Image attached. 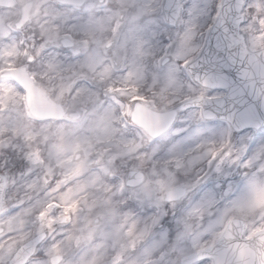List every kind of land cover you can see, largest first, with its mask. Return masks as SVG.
<instances>
[{
	"label": "snow or ice",
	"instance_id": "6c2138e0",
	"mask_svg": "<svg viewBox=\"0 0 264 264\" xmlns=\"http://www.w3.org/2000/svg\"><path fill=\"white\" fill-rule=\"evenodd\" d=\"M123 7L46 0L31 49L13 40L0 50L8 86L0 111L19 99L42 123L41 107L52 119L77 121L79 112L67 113L64 104L97 98L90 81L114 94L115 105L90 129L103 128L97 143L107 152L89 156L85 149L75 164L25 147L32 137H14L15 121L0 125V264H101L113 233L119 244L109 264H264V0ZM19 52L17 69L11 58ZM129 53L132 63L117 76ZM38 72L59 76L55 99L34 88ZM149 72L163 111L149 113L140 103ZM185 116L197 124L190 145L177 127ZM218 120L223 125L213 130L198 126ZM83 145L92 146L89 138L75 148ZM194 170L193 182L180 183L181 173ZM114 191L130 197L126 207L139 202L143 219L119 217L112 199L101 196ZM74 216L77 227L64 230ZM105 224L114 231L102 232Z\"/></svg>",
	"mask_w": 264,
	"mask_h": 264
},
{
	"label": "rangeland",
	"instance_id": "374dc122",
	"mask_svg": "<svg viewBox=\"0 0 264 264\" xmlns=\"http://www.w3.org/2000/svg\"><path fill=\"white\" fill-rule=\"evenodd\" d=\"M28 0H16V5L13 9H5V10H0V50H3L6 48L8 45L12 44L13 40H15L16 44H18V41L20 40L19 33L14 32L15 34H9L5 31L7 30L6 25L9 27H12L13 30V24L17 21L18 19V7L21 6L23 3L27 2ZM33 3L32 9H29L31 11L30 14H32L35 19L34 23L36 25L38 24L39 20H37L38 12L40 9V5L45 3L46 0H30ZM153 1V3H158L159 0H115L116 4L122 9H118L121 13L125 10L123 6L131 7L134 4H142L145 2H150ZM86 3L92 4V3H97V0H86ZM116 7V5H113ZM117 6V7H118ZM7 20L5 23L4 20ZM33 24H25L24 27L21 30H30L31 28L35 29L36 25ZM4 34V35H3ZM3 36H9V37H3ZM32 38V37H31ZM22 39V37H21ZM27 44L31 43V39L26 42ZM27 48L30 50L31 49V44L27 46ZM21 57L20 64L23 63L24 61V54L23 52L16 53L12 56L11 61L12 64L15 65V61ZM121 63L118 64L116 69L114 70L116 72V75L119 76L122 71H126L129 67V65L132 63L131 59V53H129V59L125 63L123 55L120 57ZM0 64H7L6 58L3 60H0ZM143 68H141V72L143 73ZM149 79L148 80H142L140 83V91L143 96L145 93L144 89L151 88V73H147ZM67 74H65V77ZM36 83L48 93V95L52 98L55 99V92L53 91L54 87L58 91L59 86H60V78L59 76H56L55 79L53 80L50 78L46 73L38 72L37 77H36ZM92 83V81H90ZM131 87L132 85H128ZM8 87L6 84H0V92H2L4 89ZM94 91H96L94 89ZM156 94L154 93L150 96L151 100L148 103L150 107L153 109L158 110L157 108V102L164 104L161 102L159 95L158 101L153 103V98L156 97ZM104 95L109 97L111 100V103L108 106H101L103 104L99 103L97 98H94L93 100H89L87 97L79 98L78 103L73 107V105L69 102H65L64 107L67 111H76L81 114V119L78 120L77 122L73 123H68L67 120H62V121H47V122H36V124H31L29 123L32 119L29 118L30 116L28 115L26 108L24 106V110L27 113V117L25 116L23 112V108L20 105V100L17 99L15 101L9 102L7 104V109L5 112H0V125L2 124H7L9 122L15 121L17 123V127L14 129V137L16 135H27L30 134L32 139L28 140L25 143V147H30L33 152H36L38 149L43 152V154L46 156V158L49 156V152H53V159L56 158V153L59 154V160L63 159L64 164H75L78 161H73V156L75 153H79V160L85 158V149H87L89 156L91 149L93 147H98L101 144L97 143V137L103 136V128H97L95 131L90 130L93 126L95 121L103 115L104 110L108 109L110 107H115L113 104V95L114 94H106L104 92ZM117 98L120 99L121 101L125 103H131V100L129 97H123V96H118ZM65 99L67 101V96L65 94ZM148 99V98H147ZM130 101V102H129ZM91 108L90 114L92 115L90 122L88 123H83L82 119H84L88 114L84 113L83 110L86 109L87 105ZM113 105V106H111ZM87 114V115H85ZM84 117V118H83ZM28 120H30L28 122ZM203 121L199 122V127L202 130L208 131V130H213L216 128H219L223 125V123L214 121L211 123H202ZM195 122L189 121L187 116L181 118V120L177 121V127L179 129H186L187 131H181L180 132V139H184L188 142L190 145L191 141L188 140L189 137L192 136L193 133V128H190L189 126L191 124H194ZM195 125V124H194ZM197 126V125H196ZM122 127V126H121ZM45 136L48 137L47 140H45ZM87 137L91 141V147L89 148L88 145H83L79 150L75 148L76 143L84 138ZM5 140L8 139V137H4ZM55 145L57 146L55 149L52 148V146ZM112 150L114 152L118 151L115 145H113ZM96 156V154L94 155ZM132 165L129 164V169H131ZM99 191V189H97ZM84 215H87L84 212ZM109 241L113 246H118L119 241L115 234H111L109 236Z\"/></svg>",
	"mask_w": 264,
	"mask_h": 264
},
{
	"label": "clouds",
	"instance_id": "9594fccd",
	"mask_svg": "<svg viewBox=\"0 0 264 264\" xmlns=\"http://www.w3.org/2000/svg\"><path fill=\"white\" fill-rule=\"evenodd\" d=\"M88 84H89V86H91L93 89H95L99 93L98 97H97V100L99 103L103 104L104 106H108L111 103L110 98L104 95L103 85L92 84L90 82H88ZM165 107H166V105L157 102L158 110H164ZM120 126H122V129H124L123 125H120ZM128 127H130V128L133 127L130 122L128 123ZM136 131L138 132L139 130H136ZM124 132H125V134H127V129H124ZM149 143H150V141H148L147 138H145L144 147L148 148ZM107 150L108 149L104 146V144L101 143V149L98 151H100V153L103 154L104 152H107ZM201 168L203 169L204 172L208 171L207 167L204 165H202ZM197 171L198 170L191 171L190 175H184L183 173H181L179 176L180 183H191V182H193L197 176ZM200 174L202 175L203 173L201 172ZM101 196L103 198H111L112 199V203L115 206V208L117 209V211L119 213V217L122 218L125 213H128L130 215V217H132V218L141 219V220L143 219L144 211L141 207L138 206L139 202L133 201V206H129V207L125 206L126 203L130 200V197H122L118 191L111 192L110 194L101 192ZM166 211H169V219H171L172 217H171L170 209H166ZM76 219H77V217L74 216L73 217V223L68 225L67 228L64 230H70V229L77 227ZM119 222L120 221L117 220V223H119ZM58 227H60V226H58ZM101 231L104 233H112L114 231V228L112 225L105 224L102 227ZM112 248H113L112 244L109 241L108 247H107V255L101 261V264H109V257L111 255Z\"/></svg>",
	"mask_w": 264,
	"mask_h": 264
},
{
	"label": "water",
	"instance_id": "95a60500",
	"mask_svg": "<svg viewBox=\"0 0 264 264\" xmlns=\"http://www.w3.org/2000/svg\"><path fill=\"white\" fill-rule=\"evenodd\" d=\"M34 88L36 90H39L34 84H33ZM228 107L230 108L231 105H228ZM40 111L44 114V117H50L49 116V109L47 107H41L40 108ZM149 113H155V112H152L151 110H148Z\"/></svg>",
	"mask_w": 264,
	"mask_h": 264
}]
</instances>
